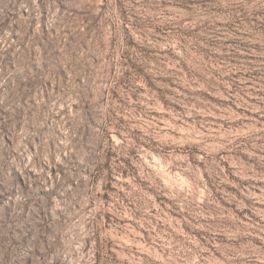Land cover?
I'll use <instances>...</instances> for the list:
<instances>
[{"label": "rangeland", "instance_id": "rangeland-1", "mask_svg": "<svg viewBox=\"0 0 264 264\" xmlns=\"http://www.w3.org/2000/svg\"><path fill=\"white\" fill-rule=\"evenodd\" d=\"M0 264H264V0H0Z\"/></svg>", "mask_w": 264, "mask_h": 264}]
</instances>
